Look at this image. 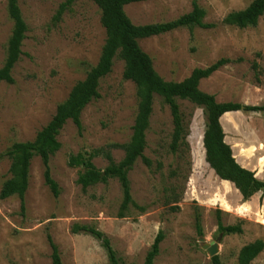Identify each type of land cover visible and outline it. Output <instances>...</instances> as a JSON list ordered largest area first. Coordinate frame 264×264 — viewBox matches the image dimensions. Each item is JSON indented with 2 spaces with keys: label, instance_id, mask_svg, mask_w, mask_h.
Returning a JSON list of instances; mask_svg holds the SVG:
<instances>
[{
  "label": "rangeland",
  "instance_id": "obj_1",
  "mask_svg": "<svg viewBox=\"0 0 264 264\" xmlns=\"http://www.w3.org/2000/svg\"><path fill=\"white\" fill-rule=\"evenodd\" d=\"M65 1L17 0L27 30L22 53L11 70L13 83L0 82V189L10 177L5 151L13 143L35 137L101 53L105 33L98 7L90 0H75L55 19ZM195 1L205 11L204 21L215 23L214 28H178L138 39L139 47L166 81H181L194 68L228 58L231 62L202 79L199 89L217 102L263 105L264 14L255 27L242 29L223 25L221 19L252 0ZM191 3L148 0L129 4L124 10L132 23L152 24L189 12ZM12 27L6 0H0V67ZM123 66L121 59L114 58L110 73L100 79L99 97L81 112V132L68 120L57 136L61 147L48 165L59 195H52L44 182L42 163L34 157L24 215L16 195L0 199V264H51L47 234L62 264H106L99 242L86 234L71 233L73 223L91 224L105 233L122 264H143L158 231L163 240L153 264H211L209 252L202 248L205 243L216 245L222 264H237L242 246L264 241V196L258 192L243 201L231 182L217 177L205 161L204 112L186 100L177 99V103L188 126L189 149L172 153L169 108L159 96L154 97L144 150L152 165L147 167L138 159L128 173L132 200L145 206L144 212L130 207L125 217H117L122 191L116 179L85 190L78 185L82 168L68 165L70 155L121 145L131 136L138 98L135 85L122 76ZM221 123L226 144L242 166L238 164L264 181V112L236 111L224 115ZM110 152L116 162L124 154L119 147ZM92 162L98 169L107 164L102 156ZM216 209L222 211L223 225L241 223L242 233L219 232ZM196 214L200 215L201 234L195 228ZM250 264H264V248Z\"/></svg>",
  "mask_w": 264,
  "mask_h": 264
},
{
  "label": "trees",
  "instance_id": "obj_2",
  "mask_svg": "<svg viewBox=\"0 0 264 264\" xmlns=\"http://www.w3.org/2000/svg\"><path fill=\"white\" fill-rule=\"evenodd\" d=\"M74 1L66 0L62 3L54 18L59 19L63 11ZM90 1L100 11V24L105 33V40L98 61L95 66L89 69L85 77L71 88L67 98L57 105L54 115L36 133L32 140L13 143L5 151V155L9 160L8 171L10 177L0 189V199L16 195L19 199V212L24 215V195L28 187L29 165L34 157H38L42 163L44 182L52 195L54 197L59 195V187L52 179L48 165L50 157L61 147L57 136L68 120L75 125L78 133L81 132V112L88 103L99 97V81L110 73L114 58L123 61L122 76L135 85L138 98L137 113L133 121L131 136L126 143L113 144L105 148H94L90 151L69 156V166H80L82 168L76 181L83 190L98 183H106L109 179H116L122 191V200L117 217H125L130 207L137 209L139 212L146 210L145 206L137 205L132 200L128 173L138 159L147 167L152 165L150 159L144 155L146 147L145 131L149 127L154 97L159 96L162 102L168 106L171 115L173 129L170 150L172 153L189 149L188 126L183 120L177 103V99L186 100L201 107L204 112L205 128L202 144L205 151V161L210 168L220 179L230 181L240 193L243 201L249 200L258 192L263 197L264 181L256 178L253 171L241 167L242 165L238 162L240 166L236 162L237 160L231 152L230 146L224 141V133L219 118L231 114L226 113L230 111L264 112V104L250 106L234 102H217L213 95L199 89V83L202 79L208 78L231 60L220 58L204 68H194L181 81H166L155 71L150 57L141 50L137 42L138 39L157 36L178 28L189 30L195 27L214 28L215 23L204 21V9L195 0H192L191 10L173 20L137 25L132 23L126 15L124 7L148 0ZM6 3L13 27L7 42L6 57L0 67V82L12 84L11 70L22 53L21 45L25 38L27 26L21 16L17 0H6ZM263 14L264 0H252L245 8L227 13L220 23L242 29L255 27ZM252 67L257 69V63L253 62ZM117 147L121 148L124 154L122 159L116 162L110 149ZM97 156H102L107 162L103 169H98L92 162ZM157 167L159 168L160 164ZM221 213V210H215L219 232L224 234L242 233L241 223L223 225L220 217ZM194 224L197 233L201 234L199 214H196ZM70 232L73 234H86L96 239L106 253V264H122L112 248L109 238L97 227L91 224L73 223ZM46 240L51 251V264H62L58 248L49 234L46 235ZM162 240L163 234L158 231L146 252L143 264H153L154 258L159 253V245ZM263 248L264 241L259 239L242 246L237 255V264H250ZM210 259L211 264H222L218 255L212 256Z\"/></svg>",
  "mask_w": 264,
  "mask_h": 264
},
{
  "label": "water",
  "instance_id": "obj_3",
  "mask_svg": "<svg viewBox=\"0 0 264 264\" xmlns=\"http://www.w3.org/2000/svg\"><path fill=\"white\" fill-rule=\"evenodd\" d=\"M204 153H205V151H204ZM236 161V160H235ZM237 162V161H236ZM238 163V162H237ZM218 177V176H217ZM219 178V177H218ZM220 179V178H219ZM220 180H222V179H220ZM223 181H226V180H223ZM228 182H230V181H228ZM202 248L203 249H206L208 252H209V254H210V256L212 257V256H215V255H217V247H216V245L215 244H208V243H205V244H203L202 245Z\"/></svg>",
  "mask_w": 264,
  "mask_h": 264
},
{
  "label": "crops",
  "instance_id": "obj_4",
  "mask_svg": "<svg viewBox=\"0 0 264 264\" xmlns=\"http://www.w3.org/2000/svg\"><path fill=\"white\" fill-rule=\"evenodd\" d=\"M233 112H236V111H230V112H226V113H233ZM226 113H224V114H226ZM221 116H222V115H221ZM219 122H220V125H221V127H222L221 117L219 118ZM222 129H223V127H222ZM223 131H224V129H223ZM224 141H225V139H224ZM225 143H226V141H225Z\"/></svg>",
  "mask_w": 264,
  "mask_h": 264
}]
</instances>
